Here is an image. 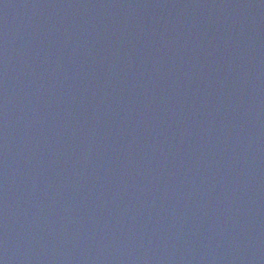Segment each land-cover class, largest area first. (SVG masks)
Listing matches in <instances>:
<instances>
[{"label": "water", "instance_id": "95a60500", "mask_svg": "<svg viewBox=\"0 0 264 264\" xmlns=\"http://www.w3.org/2000/svg\"><path fill=\"white\" fill-rule=\"evenodd\" d=\"M0 264H264V0H0Z\"/></svg>", "mask_w": 264, "mask_h": 264}]
</instances>
